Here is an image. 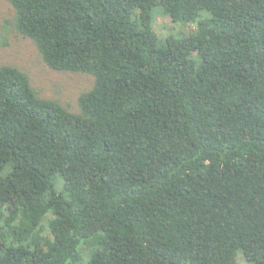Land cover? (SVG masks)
I'll list each match as a JSON object with an SVG mask.
<instances>
[{
  "label": "trees",
  "instance_id": "16d2710c",
  "mask_svg": "<svg viewBox=\"0 0 264 264\" xmlns=\"http://www.w3.org/2000/svg\"><path fill=\"white\" fill-rule=\"evenodd\" d=\"M7 1L94 84L74 113L0 64V264H264V0Z\"/></svg>",
  "mask_w": 264,
  "mask_h": 264
},
{
  "label": "rangeland",
  "instance_id": "374dc122",
  "mask_svg": "<svg viewBox=\"0 0 264 264\" xmlns=\"http://www.w3.org/2000/svg\"><path fill=\"white\" fill-rule=\"evenodd\" d=\"M15 10L7 0H0V64H10L28 73L33 87L41 97L55 100L71 112H79L78 97L90 90L94 77L89 73L58 71L45 64L35 42L15 29L3 33L2 25L7 19L12 20ZM154 28L162 35L179 36L189 32L192 24L175 23L170 15L164 13L158 5L153 9ZM238 264H251L239 256Z\"/></svg>",
  "mask_w": 264,
  "mask_h": 264
}]
</instances>
